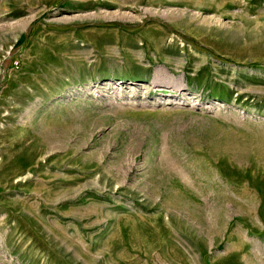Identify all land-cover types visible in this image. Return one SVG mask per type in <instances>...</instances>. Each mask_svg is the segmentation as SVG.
Segmentation results:
<instances>
[{
	"label": "rangeland",
	"instance_id": "obj_1",
	"mask_svg": "<svg viewBox=\"0 0 264 264\" xmlns=\"http://www.w3.org/2000/svg\"><path fill=\"white\" fill-rule=\"evenodd\" d=\"M0 264H264V0H0Z\"/></svg>",
	"mask_w": 264,
	"mask_h": 264
},
{
	"label": "bare ground",
	"instance_id": "obj_2",
	"mask_svg": "<svg viewBox=\"0 0 264 264\" xmlns=\"http://www.w3.org/2000/svg\"><path fill=\"white\" fill-rule=\"evenodd\" d=\"M169 13H171V12H169ZM164 14H168V13H167V12H164ZM169 15L174 16L173 14H168V16H169Z\"/></svg>",
	"mask_w": 264,
	"mask_h": 264
}]
</instances>
